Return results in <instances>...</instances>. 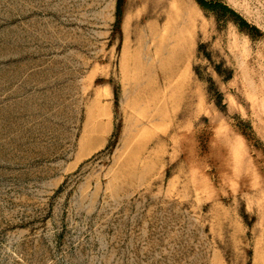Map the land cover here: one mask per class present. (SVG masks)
Returning a JSON list of instances; mask_svg holds the SVG:
<instances>
[{"label":"rangeland","instance_id":"obj_1","mask_svg":"<svg viewBox=\"0 0 264 264\" xmlns=\"http://www.w3.org/2000/svg\"><path fill=\"white\" fill-rule=\"evenodd\" d=\"M0 264H264V0H0Z\"/></svg>","mask_w":264,"mask_h":264},{"label":"trees","instance_id":"obj_2","mask_svg":"<svg viewBox=\"0 0 264 264\" xmlns=\"http://www.w3.org/2000/svg\"><path fill=\"white\" fill-rule=\"evenodd\" d=\"M118 13H119V10H118Z\"/></svg>","mask_w":264,"mask_h":264}]
</instances>
